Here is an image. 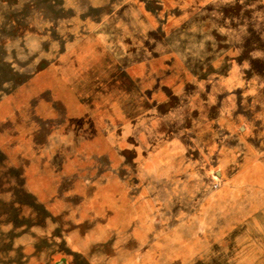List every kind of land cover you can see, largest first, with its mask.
Returning <instances> with one entry per match:
<instances>
[{
	"label": "rangeland",
	"instance_id": "rangeland-1",
	"mask_svg": "<svg viewBox=\"0 0 264 264\" xmlns=\"http://www.w3.org/2000/svg\"><path fill=\"white\" fill-rule=\"evenodd\" d=\"M54 66L115 73L80 94L123 122L117 176L100 203H40L17 132L0 147V264H264V0H0V97ZM64 109L67 134H94ZM106 133L90 146L110 150Z\"/></svg>",
	"mask_w": 264,
	"mask_h": 264
},
{
	"label": "crops",
	"instance_id": "crops-1",
	"mask_svg": "<svg viewBox=\"0 0 264 264\" xmlns=\"http://www.w3.org/2000/svg\"><path fill=\"white\" fill-rule=\"evenodd\" d=\"M93 71L96 70L91 66H75L72 70H65L61 66L45 68L34 75L31 83L19 85L16 90L0 97V147H15L19 141L15 140L17 132L25 133L23 138L28 152L18 153L21 170L28 189L40 203H62L70 197L82 198V189L89 190V193L97 189L95 194L100 203L103 197L101 192L104 191L106 183L112 182L117 176V166L112 164L113 159L110 160L108 154L117 152L121 156L123 153V148L114 143L121 139H117V136L120 132L122 134L123 122L113 116L116 113L112 110V114L107 104L106 109L109 110L105 111L112 117L107 118L101 114L98 104L95 103L99 96L92 98L90 102L80 94L85 84L89 86V91L99 92V86L115 83V73L112 78L101 79L100 68L97 73ZM129 75L132 77L131 73ZM90 76L91 80L87 79ZM32 88L35 89V94L29 96ZM70 98L77 101L79 107L85 111L86 116L81 114L82 129L94 130V134L86 137L81 144L75 136L78 132L67 134L64 131V125L72 122L64 109L65 102ZM117 124L118 130L115 129ZM106 131H114L113 137L106 140L113 145L110 150L90 146L94 138L105 139Z\"/></svg>",
	"mask_w": 264,
	"mask_h": 264
}]
</instances>
